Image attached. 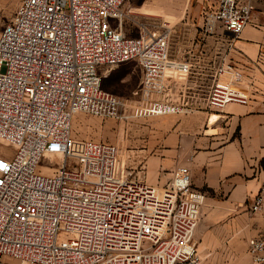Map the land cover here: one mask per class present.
Listing matches in <instances>:
<instances>
[{"label": "built area", "instance_id": "obj_1", "mask_svg": "<svg viewBox=\"0 0 264 264\" xmlns=\"http://www.w3.org/2000/svg\"><path fill=\"white\" fill-rule=\"evenodd\" d=\"M126 1L22 0L1 31L0 141L15 150L0 149V264L203 262L201 223L211 195L193 187L188 166L159 187L130 172L117 145L73 134L78 114L123 116L127 102L103 80L127 62L143 71L138 113L182 111L164 97L169 74L193 65L171 55L173 27L126 36L115 24ZM261 1L216 0L201 29L239 36ZM246 79L238 66L218 65L207 108L249 104ZM44 159L53 160L52 175L39 172ZM250 211L264 219V178ZM248 243L253 261L264 263V235Z\"/></svg>", "mask_w": 264, "mask_h": 264}, {"label": "crops", "instance_id": "obj_2", "mask_svg": "<svg viewBox=\"0 0 264 264\" xmlns=\"http://www.w3.org/2000/svg\"><path fill=\"white\" fill-rule=\"evenodd\" d=\"M198 22L202 28L203 20ZM199 28H191L190 32L176 29L171 41L173 58L191 64L212 58L209 47L219 37L205 35ZM230 33L223 30V34L234 36ZM234 46L238 54L229 43L223 44L219 65L233 63L241 68L254 83L253 99L247 105L231 103L222 112L211 113L185 90L188 72L173 74L179 84L170 80L168 91H180L175 103L182 111L169 113L173 122L166 125L160 148L148 160L144 179L165 187L178 166H188L193 187L211 195L201 223V247L213 249L228 242L233 248L231 253L237 250L249 256V238L264 235V219L250 211L264 178V1L257 3L252 23L236 37Z\"/></svg>", "mask_w": 264, "mask_h": 264}, {"label": "rangeland", "instance_id": "obj_3", "mask_svg": "<svg viewBox=\"0 0 264 264\" xmlns=\"http://www.w3.org/2000/svg\"><path fill=\"white\" fill-rule=\"evenodd\" d=\"M21 2L22 0H0V34L5 25L14 18ZM212 2L215 0H127L123 6L125 16L115 24L119 25L128 37L141 35L144 26H150L156 31H162L170 26L173 27L174 32L178 28L190 32L191 28H199L198 20H203ZM220 33V36L217 34L215 36L219 37V40L216 39L209 47L208 55L212 58L201 64L193 63L184 85L185 90L195 96L196 101L203 104V109L206 111H210L206 106V100L221 60L223 44L229 43L232 51L238 54L233 50L236 49L234 44L237 36L225 35L223 30H220ZM199 43H207V41L200 40ZM231 60L233 62L235 57ZM176 73H171V76L168 73L169 78L179 84L173 77ZM142 81L143 71L136 62H127L110 69L103 80V87L123 97L128 104L127 109L118 119L87 113L78 114L74 119L73 134L77 138L106 141L117 145L125 157L128 170L134 174L141 172L140 174L145 178L148 160L160 148L166 125L173 121L170 119V114L145 115L136 111L139 102L143 101ZM243 86L250 90L253 99L254 83L246 79ZM167 93L171 99L174 98L170 99L172 102L180 96V91L177 89ZM154 97L161 98L162 95L156 93ZM164 97L169 98L166 95ZM210 112L215 113V111ZM0 149L13 153L15 146L0 141ZM52 163L53 160L44 159L39 166V172L52 175L55 170ZM230 249L233 250L228 242L219 243L213 249L204 250L201 247L203 254L201 264H255L250 255L237 250L231 253Z\"/></svg>", "mask_w": 264, "mask_h": 264}, {"label": "water", "instance_id": "obj_4", "mask_svg": "<svg viewBox=\"0 0 264 264\" xmlns=\"http://www.w3.org/2000/svg\"><path fill=\"white\" fill-rule=\"evenodd\" d=\"M230 34H233V33H230ZM234 35V34H233Z\"/></svg>", "mask_w": 264, "mask_h": 264}]
</instances>
